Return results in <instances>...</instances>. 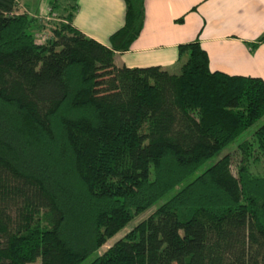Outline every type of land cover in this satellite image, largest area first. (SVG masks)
<instances>
[{
  "label": "trees",
  "instance_id": "1",
  "mask_svg": "<svg viewBox=\"0 0 264 264\" xmlns=\"http://www.w3.org/2000/svg\"><path fill=\"white\" fill-rule=\"evenodd\" d=\"M122 1L103 45L72 25L76 0L49 1L44 41L0 0V264H264V122L234 172L226 152L98 252L264 115L263 80L209 70L196 39L176 72L115 65L144 15Z\"/></svg>",
  "mask_w": 264,
  "mask_h": 264
},
{
  "label": "crops",
  "instance_id": "2",
  "mask_svg": "<svg viewBox=\"0 0 264 264\" xmlns=\"http://www.w3.org/2000/svg\"><path fill=\"white\" fill-rule=\"evenodd\" d=\"M143 7L141 30L126 51L114 53L115 65H158L171 71L186 57L184 52L178 55L177 45L196 39L207 54L209 70L264 82V0H144ZM123 13L122 0H76L71 23L108 45Z\"/></svg>",
  "mask_w": 264,
  "mask_h": 264
},
{
  "label": "rangeland",
  "instance_id": "3",
  "mask_svg": "<svg viewBox=\"0 0 264 264\" xmlns=\"http://www.w3.org/2000/svg\"><path fill=\"white\" fill-rule=\"evenodd\" d=\"M50 0H18L19 4L17 3V12H25L22 9V6L25 8L27 13L30 16H35L39 23V28L37 30H34V36L35 40L37 41H44L49 36V30L50 27L53 25L54 22H57L59 19L60 14V7L58 8H50L49 5ZM60 3H63V0H55ZM17 2V0H16ZM182 62L178 63L174 68L173 72H176L179 70V67ZM262 122H264V115L260 117L257 121H255L251 126H249L243 133H241L238 137H236L227 147L222 149L221 151L217 152L213 156H211L205 163H203L194 173L189 175L187 178H185L184 181L179 183L177 186H175L173 189L168 191L165 195H163L161 198H159L155 203H153L145 212L142 214L134 217L132 220H130L124 227H122L114 236L109 238L99 249L98 252H101L106 247H108L113 241H115L117 238L121 237L127 230H129L134 223L145 217L151 210H153L157 205H159L162 201L167 199L170 195L174 193L176 189L184 185L186 182H188L192 177L197 174L199 171H201L203 168L214 162L218 157L223 155L224 153L228 152L232 157V164H231V171L234 172L233 167V160L236 158L237 144L242 140H247L251 143L252 146L255 145V138L252 135V132L256 127H258ZM250 170L254 173H264V155H261L258 160L253 162V164L250 167ZM93 255L87 257L85 260H83L80 264L87 263ZM27 264H39V259H36L34 262L27 263Z\"/></svg>",
  "mask_w": 264,
  "mask_h": 264
}]
</instances>
